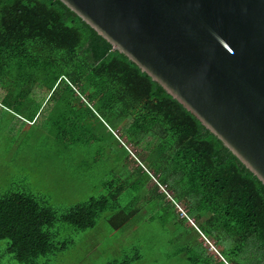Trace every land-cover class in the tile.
<instances>
[{
    "label": "trees",
    "instance_id": "obj_1",
    "mask_svg": "<svg viewBox=\"0 0 264 264\" xmlns=\"http://www.w3.org/2000/svg\"><path fill=\"white\" fill-rule=\"evenodd\" d=\"M38 88L47 91L43 102L38 101ZM0 95L2 105L12 107L27 123L36 121L44 102L51 101V128L60 140L81 123L87 127L95 112L106 119L130 117L128 134L135 145L147 135L157 139L156 150L148 155L155 158L159 176L145 170L136 176L134 167L129 181L104 182V194L63 211L52 208L41 194L0 193V240L7 241L6 252L19 263L36 264L38 257L68 247L69 238L59 241L57 224L84 230L105 214L110 230L124 226L141 210V198L158 201L157 196L166 195L159 184L173 194L165 196L169 202L161 207L165 214L172 208L176 223L187 220L175 207L183 201L192 225L209 228L205 240L226 243L228 235V251L243 252L249 264H264V186L181 104L60 1L0 0ZM149 181L155 186L149 187ZM127 189L130 201L121 205ZM221 258V264L228 263ZM189 260L210 264L196 255ZM131 261L129 257L107 264Z\"/></svg>",
    "mask_w": 264,
    "mask_h": 264
},
{
    "label": "water",
    "instance_id": "obj_2",
    "mask_svg": "<svg viewBox=\"0 0 264 264\" xmlns=\"http://www.w3.org/2000/svg\"><path fill=\"white\" fill-rule=\"evenodd\" d=\"M264 186V0H58Z\"/></svg>",
    "mask_w": 264,
    "mask_h": 264
},
{
    "label": "rangeland",
    "instance_id": "obj_3",
    "mask_svg": "<svg viewBox=\"0 0 264 264\" xmlns=\"http://www.w3.org/2000/svg\"><path fill=\"white\" fill-rule=\"evenodd\" d=\"M38 91V101L43 102L47 91ZM2 104L0 95V193L21 190L41 194L52 208L63 211L104 194V182L117 178L129 181V171L134 167L136 176L141 175L139 170L157 172L155 158L148 155L151 149L156 150L157 139L147 135L145 141L135 145L128 134L130 117L106 119L95 112V119H89L87 127L81 123L80 128L69 130L67 137L60 140L57 130L51 128V101L44 102L33 123L23 122L12 107ZM67 138L82 142L68 143ZM86 139L88 143L84 142ZM148 144L150 148L145 149ZM150 181L148 186H155ZM168 193L165 196L170 199L173 194L170 190ZM165 196H157L158 201L137 198L141 210L116 230L109 229L105 214L96 219L92 228L84 230L70 231L65 224L55 225L60 229L59 241L69 238L71 242L60 253L38 257L36 264H107L129 257L130 264H201L192 263V255L208 259L210 264H221V256L227 264H249L243 252L235 255L227 250L231 243L228 235H224L226 243L214 238L207 241L203 236L210 237L206 233L209 228L201 227L199 222H195V227L190 223L191 216L184 224L176 223L171 207L166 214L163 212L161 206L169 202ZM130 198L127 189L121 196V205ZM175 207L181 218V210L187 213L183 201L175 203ZM184 246L188 250L182 252ZM6 248L7 241L0 240V264H22Z\"/></svg>",
    "mask_w": 264,
    "mask_h": 264
},
{
    "label": "built area",
    "instance_id": "obj_4",
    "mask_svg": "<svg viewBox=\"0 0 264 264\" xmlns=\"http://www.w3.org/2000/svg\"><path fill=\"white\" fill-rule=\"evenodd\" d=\"M158 186H159V188H160V190L161 191H163L167 196H169V193H168V191L167 190H165V188H164V186H162V185H159L158 184ZM181 213H182V217H186V218H188V216L186 215V213L183 211V210H181ZM189 219V218H188ZM191 222V224H193V220H190ZM209 243V242H208Z\"/></svg>",
    "mask_w": 264,
    "mask_h": 264
}]
</instances>
